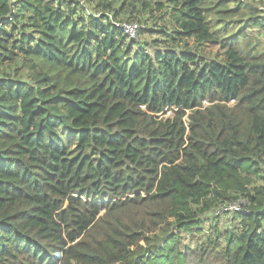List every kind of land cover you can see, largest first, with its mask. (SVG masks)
I'll return each mask as SVG.
<instances>
[{
	"label": "trees",
	"instance_id": "obj_1",
	"mask_svg": "<svg viewBox=\"0 0 264 264\" xmlns=\"http://www.w3.org/2000/svg\"><path fill=\"white\" fill-rule=\"evenodd\" d=\"M263 11L0 0V264H264Z\"/></svg>",
	"mask_w": 264,
	"mask_h": 264
},
{
	"label": "rangeland",
	"instance_id": "obj_2",
	"mask_svg": "<svg viewBox=\"0 0 264 264\" xmlns=\"http://www.w3.org/2000/svg\"><path fill=\"white\" fill-rule=\"evenodd\" d=\"M257 7V9H260V5H257L256 6ZM166 10H168V9H166ZM262 13H264V11L263 12H261V14ZM159 14V12H154V15L156 16V15H158ZM147 14L145 13V14H138V16H139V21L138 20H135V19H132V20H129V21H124V22H122L121 23V25H122V27L124 26V25H128V26H131V27H133V33H132V35H134V37L133 38H130V35H129V33H125L124 31H123V34L126 36V38H127V40L128 39H138V34H140V31H141V29H142V27H144V25H147V27L148 28H152V26H150V25H152V23H153V19H151V18H149V20H146V21H144V19H143V16H146ZM238 16V15H237ZM214 20H212V22H213ZM157 23L159 24V25H161V22H159V21H157ZM238 26V25H237ZM123 29H124V27H123ZM125 30V29H124ZM140 30V31H139ZM247 31V33H249L250 35H252V39H253V42H256L257 40L258 41H260V42H262V44L264 45V36L262 35V34H257V33H255L252 29L251 30H246ZM141 38H144V39H151V36L149 35V36H147V34H143L142 36H141ZM151 41V40H150ZM210 50H217L219 53H220V50H218V49H216V48H214V47H211V45H208V46H206L205 47V52H208V51H210ZM163 118H165V117H168V116H172V112H170V111H167L166 113H164V114H162L161 115ZM183 121H185V118L183 119ZM237 204L239 205V209H241L242 208V206H243V201H238L237 202ZM204 223L207 225L208 224V221H204ZM199 229H201V231L202 232H204V233H207V232H205V227H203V225L202 226H199ZM200 237H203V235H200ZM189 243V242H188ZM57 254H53V257L56 259L57 258ZM55 264H60L59 263V261L57 260L56 262H55Z\"/></svg>",
	"mask_w": 264,
	"mask_h": 264
},
{
	"label": "built area",
	"instance_id": "obj_3",
	"mask_svg": "<svg viewBox=\"0 0 264 264\" xmlns=\"http://www.w3.org/2000/svg\"><path fill=\"white\" fill-rule=\"evenodd\" d=\"M123 27H124L125 30L123 29ZM123 27L121 25L122 30L125 33H129L130 38H133L134 37V35H132L133 27L128 26V25H124ZM220 211H223V212H226V213H235V212L239 211V205L237 204V202H234V203H231V204H229L227 206L221 207Z\"/></svg>",
	"mask_w": 264,
	"mask_h": 264
}]
</instances>
